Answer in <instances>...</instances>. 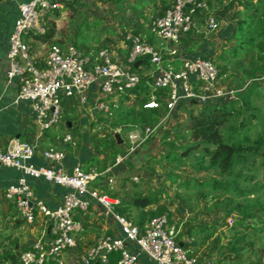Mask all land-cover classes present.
I'll list each match as a JSON object with an SVG mask.
<instances>
[{
  "label": "built area",
  "instance_id": "2783aa9c",
  "mask_svg": "<svg viewBox=\"0 0 264 264\" xmlns=\"http://www.w3.org/2000/svg\"><path fill=\"white\" fill-rule=\"evenodd\" d=\"M79 0H29L19 6V16L14 23L6 53V78L18 85L16 102H28L32 107L37 124L43 131L58 126L65 113L64 103L77 99L81 105L87 104L86 92L100 83V92L95 101L94 112L109 113L108 97L126 94L140 83V76L131 71L130 66L146 58L153 70V87L166 90L168 99L166 116L156 125L131 128L126 134L127 152L117 157L116 164L123 163L132 153L158 133L174 111L183 103L206 104L214 100H234L235 92L227 91L220 85L221 77L217 66L210 60L187 58L182 60L181 68L176 70L173 62L177 51L168 49L167 53L143 41L132 31L125 33L128 43V67L120 66L109 49H100L94 57L83 55L75 46L65 48L54 45L47 54L43 68L37 66L31 56L30 46L24 38L30 34H42L44 23L55 10ZM199 9L207 10L205 3L195 0H174L165 14L156 18L150 31L165 42H178L194 26L193 15ZM219 21L214 16L207 19V30L217 31ZM165 54L171 56L170 60ZM158 102H147L144 108L156 109ZM70 135L64 138L68 143ZM36 157V148L30 143L12 141L7 148L0 142V165L15 169L22 177L15 185L5 191V199L12 202L19 217L33 224L36 215L44 216L51 225L54 237L49 243L35 242L19 255L14 264H45L48 259L65 264L63 256L77 246V236L84 233V225L75 219L79 213H86L91 202H98L110 213L120 227L122 237L104 235L87 250L85 264H106L110 256L118 255L117 264H139L140 255H145L154 264H214L213 260L191 256L189 251L176 240V232L169 225L166 215L153 218L141 228L126 217L113 210L117 202L98 190L94 185L113 180L107 177L111 171L100 172L95 168L84 169L75 166L66 172L62 166L65 153L49 149L42 157L50 163L48 167H36L31 162ZM28 178L42 179L48 183L69 189L63 203L54 210L48 209L43 201L36 200Z\"/></svg>",
  "mask_w": 264,
  "mask_h": 264
},
{
  "label": "trees",
  "instance_id": "16d2710c",
  "mask_svg": "<svg viewBox=\"0 0 264 264\" xmlns=\"http://www.w3.org/2000/svg\"><path fill=\"white\" fill-rule=\"evenodd\" d=\"M1 1L3 0H0V2ZM121 1L122 0H114V4ZM145 1L146 0H133V3H130L128 6L135 7ZM147 1L149 4L150 2H156V0ZM195 1L199 3H204L206 1L207 3H205L209 5L210 9L217 7L214 13L217 16L216 18H224L233 11V19H237V26L234 34L230 40H227V46L221 49V53L216 57L212 55L201 56V58L210 60L217 66L220 77L231 69L230 63L232 61H236V59L238 60L240 58L242 50L248 49L247 52H252L253 48L257 47L259 52H262V50L264 51V43L262 42L264 38V0H260L257 3L262 4L260 10L255 8L256 6H251L252 4L248 0L244 2L242 0H232L227 5L223 4L224 0ZM173 2L174 0H161L158 17L163 16L165 12L171 8ZM66 5L73 7L70 3H66ZM243 5L245 6L243 7ZM237 7L238 9H236ZM209 12L210 11L205 9L197 10L193 15V22L194 18L196 20L197 17L206 19L207 15L209 18V16H211ZM44 27V33L30 34L25 37V42L29 44V46L31 45L30 51L34 48V42L37 41L50 43L49 50L56 44L51 43L55 27L50 23L48 18L45 20ZM242 32L244 36L243 38H239ZM194 33L195 31L192 28L191 31L183 37L190 36ZM70 45L78 48L76 43ZM145 59L146 58H144L143 61H145ZM36 63L38 67H44V63L42 64L38 61H36ZM130 68L131 71L139 75L140 65L136 66L132 64ZM245 71H247V69ZM257 72L261 74L258 76ZM263 75V68L261 70L255 69V67L250 68L244 73V80L238 83L239 85L236 87V97L234 100L229 101L220 99L210 101L206 104L183 103L179 105L174 113L178 110L184 112L186 116L185 121L182 124L169 127L164 131L162 130L163 127L160 128L163 132L160 142L165 147L166 153L159 162L165 159L170 162V167L176 168L177 166L183 169L184 160L186 161L192 157L194 163L191 162V165L195 168L196 173L208 170L214 172L215 176L213 177L212 175V177L207 179H198L196 177H194V179L189 178L183 183L187 190H189L191 183L194 182L196 186L194 188L209 186L211 189L209 194L211 192L224 191L234 194V196L239 199H247L250 195H260L264 192V184L262 185L256 182L259 176L257 166L264 169V113L260 105V103L264 101V87L258 82ZM152 81H149V79L141 75L140 83L135 88L127 91L126 94L120 95L121 97L123 96L124 100L121 102V106H118L119 108L110 104L109 113H106V120L108 121V118L113 119L118 116L116 119L117 122H112L111 130L120 126L118 120L121 122L124 117V121L129 118L135 121L131 128L134 126L143 128L156 125L166 116L167 107L165 101L168 99L169 94L166 90L154 89ZM249 81L250 84L248 85L247 82ZM243 87L246 88L240 91V88ZM152 99L158 102L159 107L156 109L144 108V105ZM126 104H129V108H123V111H121V108ZM114 110H116V114H114ZM99 114L102 115L104 113H98V115ZM173 114L171 115L172 118ZM106 120L104 121L107 122ZM104 121L103 117L99 116L97 124L101 125ZM131 128H129V130ZM111 130L108 135L96 145L104 154V157L97 162L98 167L96 169L100 172H105L109 168H115L123 164H130L131 168L135 169L136 163L133 159L142 157L141 152L150 148L157 140V133H155L149 137L138 150L124 160L123 164L117 165L116 160L118 155L125 154L128 147L127 149H120L125 143L123 141L122 145L118 144V140L112 134ZM149 157L152 158L151 156ZM149 157L146 158L142 168L150 169L151 172L154 173L155 169L151 165L153 160L150 161L151 159ZM93 158L94 157H92L91 160H93ZM84 168L88 169L87 167ZM163 174L168 180L172 181V183H175L177 179H179L174 169L170 171L164 169ZM112 176L113 175L110 174V178ZM130 178L131 176L124 177L118 185V191L115 193L108 187L96 186H99L102 192L109 194L110 197L117 198L118 203L113 207L114 212L120 216L126 217L128 220L138 225L141 230H144L153 218L162 215L168 217L169 225H171V211L168 207L159 204L160 195L163 193L164 187L152 189L148 181L150 179H141V183H134ZM162 186H164V183ZM126 187H130L133 190V196L130 195V197H128L125 194L124 191ZM145 192L146 194L144 195ZM121 193L123 194L120 195ZM209 194L206 195L208 196ZM122 198L124 200L121 201ZM223 202L224 204L221 207V211L218 213H222V215L215 220L212 226L203 223V225L197 228L189 226L187 229V227H185L182 233L176 235V240L179 242L182 236L185 237L187 241L188 238L192 239L189 243L186 242V240L183 241L185 249L186 247H194L196 249L189 252L191 256H200L201 259L213 260L214 264H236L242 262L245 253H254L256 236L253 237L248 233V231L252 229L256 231L260 237H263L262 240H260L259 246L260 250L264 252V197L260 200L255 199L253 202L251 200L248 201L246 203L247 206L244 208H242L241 203H239V206L234 205V199L230 197H227ZM154 205V209L148 210V207ZM219 205V203L214 204L211 208L213 209L215 206L218 207ZM260 215H262L261 218ZM232 217H235L236 225L231 228V232L233 233L231 240L224 247V249L228 251V255L222 253L223 247L220 246L219 237L214 239V244L210 247H205V244L209 242V238H211L210 233L206 234V232L211 227L218 229V227L227 226V220ZM257 218L262 222V225L243 224V222L253 221ZM237 226L241 227V229H245V231H236L235 228H237ZM195 234H203V239L198 241L196 237H194ZM230 256L235 257V260L232 261ZM213 257H217L216 261ZM18 259L19 255L7 251L0 255V264H14ZM118 260V255L113 254L106 264H117ZM45 264L57 263L55 261H49ZM253 264L263 263H261V261H256Z\"/></svg>",
  "mask_w": 264,
  "mask_h": 264
},
{
  "label": "crops",
  "instance_id": "0c3cea01",
  "mask_svg": "<svg viewBox=\"0 0 264 264\" xmlns=\"http://www.w3.org/2000/svg\"><path fill=\"white\" fill-rule=\"evenodd\" d=\"M27 1L29 0H3L0 2L1 145L2 147L7 148L11 145L12 141H20L34 145L36 148V157L31 163L36 167L51 166L50 163L42 157V153L49 149H58L65 153V159L62 166L66 172L70 173L77 165H80L83 168L87 167L88 169H96L98 167L97 162L104 157L100 148L96 147L99 142L97 143L95 134L93 135L91 133L93 129L100 127L95 124L97 122V113L94 112L95 101L100 92V83L92 85L86 92V105H81L77 99L73 100L69 106L70 112L67 119L64 122H61L57 128H52L53 130L51 129V131H43L36 122L30 103L16 102L18 85L15 82H9L6 78V53L8 49L9 37L13 30L14 23L19 16V6ZM231 1L232 0H224L223 4L227 5ZM126 2L127 0H122L121 2L114 4V0H79L73 5V7L68 5L62 6L61 8L53 11L48 17L50 23H52L55 27L51 43H56L55 45L62 48H65L67 45L72 43H76L78 47L77 49L83 55L89 57H94L100 49L107 48L111 51L114 61H116L120 66L127 68L128 65L126 63V58L129 47L125 41L124 35L127 31H132L143 41L151 43L154 47L164 51L165 53H167L168 49L177 51V57L174 58L173 65L176 70H179L183 59L197 58L203 55H212L213 57L219 55L221 53V50L219 49L224 48V46H221V42L223 41L226 43L227 40H230L237 26V19H233V11H231L230 14L224 18H216L217 16L214 15V13L216 12L215 9H217V7L210 9L209 5L206 4L207 2L205 1L206 3H204L207 6V11H210L209 13L211 16H214L222 25V28L216 31L214 39L209 41L208 37L198 35V32L200 31L196 20L202 18L197 17L196 20L194 18V34L182 37L176 43H168L157 38L150 31L152 22L155 18H158L160 7H158L159 9H156L157 11L149 17V12H146V9L135 11V9H133L134 7H131L132 9L126 11L124 7ZM236 9H238V7ZM68 12H72L70 15V23H73L72 25L75 26L73 33L64 32V30H61L58 25V21L64 17V15H67ZM232 20L235 21V26L233 25ZM86 23L90 26L88 30H92L94 27L98 26L99 28L97 29L103 31L98 34L100 43L98 42L97 45L100 46L99 50L95 48V42L89 43L80 37V31ZM109 31H113L117 37H107L110 33ZM243 36L244 34L242 32L240 33L239 38H243ZM34 43L35 45L38 44L37 50L35 48L31 50L34 59L39 63H44L43 65L45 66L50 43L42 41ZM165 58L170 60L171 56L165 54ZM139 65V75H142V77L152 81L154 74L149 61L146 59L145 61L140 59L138 61V66ZM108 106L110 108L109 104ZM125 108L128 109L129 106H125ZM181 113L185 115L184 112ZM170 118H172V116ZM182 122H180V124ZM166 123L163 125L164 128H166ZM164 128H162V130ZM159 132L156 134L157 140L154 144L158 142L160 143L162 135L159 137ZM114 133H117V131L112 132L113 135ZM67 135H70L72 140L65 143L64 138ZM125 144H127V141ZM125 144L122 145L120 149H124ZM143 153L144 152H141L142 157L137 159L141 162L135 164V169H132L130 164L123 163L121 166L110 168L111 171L107 174V177L110 178V174L113 175L110 179L113 180L112 186L115 185V187L114 189L109 188L113 190V193L118 191V185L124 177L131 176V180H137L138 178L149 179L154 176V173L151 172L150 169L142 168L147 158V155ZM120 155L122 154H119L118 156ZM92 157H94L93 160H91ZM21 177V172L0 165V255L7 251L20 255L35 242L42 241L44 243H49L54 237L51 225L44 216L36 215L34 223L29 224L19 217L15 205L5 199L4 194L6 189L11 185L17 184ZM28 181L33 189L35 199L43 201L47 208L51 210L59 207L69 192V189L65 187L48 183L42 179L28 178ZM95 186L96 185L93 186L92 190H98L101 186L107 188L111 185H107V183L103 181L100 187ZM160 187L156 186V188ZM100 191L102 190L100 189ZM124 192L128 197H130V195L133 196L134 194L130 187H126ZM122 194L123 193L120 195ZM145 194L146 192L144 195ZM106 195L109 196V194ZM110 198L118 203L117 198ZM122 200L124 199L122 198L121 201ZM91 203V208L88 212L79 213L75 217L76 220L80 221L84 225L85 231L83 234L77 236V246L73 250L64 254L63 259L65 264H85L84 257L87 250L104 235L122 237L120 227L114 217L98 202L92 201ZM159 204L168 207L171 211L170 221L172 224L170 227L175 230L176 235L182 233L183 225L182 223L180 224V221L185 220V216H181L180 212L183 214L185 209H183L180 205L177 211L172 210L170 205L162 201V197L160 198ZM154 208L155 205L148 207V210H152ZM184 240H186V238L182 236L179 241V244L182 247H184ZM191 241L192 239L189 238L188 241L186 240L188 243ZM207 243L206 247L209 246V242ZM186 249L189 252L196 250L194 247H186ZM139 264L154 263H152L145 255L141 254Z\"/></svg>",
  "mask_w": 264,
  "mask_h": 264
},
{
  "label": "rangeland",
  "instance_id": "374dc122",
  "mask_svg": "<svg viewBox=\"0 0 264 264\" xmlns=\"http://www.w3.org/2000/svg\"><path fill=\"white\" fill-rule=\"evenodd\" d=\"M243 2L246 0H242ZM251 2V6L257 8V9H261V5L262 4H257L260 0H248ZM130 3H133V0H127L126 4L124 5L126 11L129 9H132L130 6ZM75 3H72V5H74ZM161 6V0H156V2H149L146 0L144 3L136 5L133 9H135V11H141V9H146V12H149V17L152 16V14H154ZM245 5H243L244 7ZM264 6V5H263ZM157 9V10H156ZM72 12H68L67 15H64V17H62L59 21H58V25L61 28V30L63 29L64 32H74V28L75 26L72 25L73 23H70V15ZM248 13V12H247ZM215 15V14H214ZM206 18L208 19L207 15ZM205 19V20H207ZM204 19H199L196 20V22L198 23V28L199 31L198 35H203V37H208L209 41H212L214 39V35H216V31L213 32H209L207 30V21H205ZM235 21L232 20L233 25L235 26ZM224 24V23H222ZM220 28H218V30H220L222 28V25L220 23ZM89 24H85L83 26V28L80 31V37L85 41H88L89 43H96V49H100V46L97 45V43L99 42V35L100 33H102L103 31L97 29L99 28L98 26L94 27V29L92 30H88L89 29ZM91 29V28H90ZM217 30V31H218ZM110 33L108 34L107 37H114L116 38L117 36L113 33V31H109ZM118 32V31H116ZM213 37V38H212ZM212 38V39H211ZM205 41H207L206 39H204ZM25 41V38H24ZM120 41V40H118ZM262 42L264 43V38L262 39ZM100 43V42H99ZM221 46L225 47L227 46V44L225 42H221ZM34 48L37 50L38 48V44L35 45V43L33 44ZM98 46V47H97ZM97 50V51H98ZM221 50V48L219 49ZM248 49L242 50L241 54H240V58L236 61H232L230 63V68L227 73L223 76H221V80H220V85L221 87H223L225 90L227 91H236V87L237 85H239L238 83H240L243 79L244 73L247 72L250 68L255 67V69H262L264 70V51L262 50V52H259V49L257 47L253 48V51L250 52L248 51ZM49 52V51H48ZM129 48H128V55L127 58L129 56ZM250 56H249V55ZM32 57L34 58L33 54H31ZM250 57V58H249ZM127 58H126V63H127ZM241 63H240V61ZM244 66V67H243ZM243 67V68H242ZM247 69V71H245ZM258 76L261 74L260 72H257ZM263 79V80H261ZM263 87H264V75L262 76V78L260 77V80L258 81ZM247 84H250V81L247 82ZM246 88V87H245ZM240 88V91H243L245 89ZM236 97V95H235ZM124 100L123 96L121 97L120 95H114L108 98V100L106 101L109 105L112 104L115 107L121 106V102ZM261 107H262V111L264 113V101L260 103ZM69 106H70V101H66L64 103V108H65V113L63 115L62 121L64 122L69 114ZM129 106V104L124 105L121 108V111H123V108H125ZM119 108V107H118ZM126 109V108H125ZM77 111V110H76ZM114 114H116V110L113 111ZM96 113V112H95ZM119 115V114H118ZM99 116L103 117V121L106 120V114H99L97 113L96 115V125L100 126L99 128L96 127L95 129L92 130V134L96 136L97 139V143L101 142L102 139H104V137H106L108 135V133L111 130V124L112 122L116 121V118H108L109 120L107 122H103L101 125L97 124L98 120H99ZM108 117V116H107ZM185 115H183V113H181V111H178L177 113L173 114V118H170V120H168V122L166 123V128L170 127V126H174V125H179L180 122H184L185 121ZM125 117L122 119V121L120 122L118 120V123L120 124V126L116 127L115 129L111 130L112 132L117 131V133H120V137L121 139L124 141V143H126V134L129 131V128H131V126L135 123L134 120L126 119V121H124ZM117 122V121H116ZM182 122V123H183ZM181 123V124H182ZM61 124V123H60ZM59 124V125H60ZM131 124V125H130ZM58 125V126H59ZM95 127V126H94ZM93 127V128H94ZM57 128L54 127V129ZM164 128V127H163ZM164 128L163 131L166 129ZM53 130V129H52ZM51 131V130H50ZM96 131V132H95ZM161 132H159V137L163 134L162 130H160ZM158 134V133H157ZM129 146L128 144H125V149H127V147ZM143 154H146L147 157L151 156L152 158H150L152 161L151 165L153 166V168L155 169L154 172V176H152L151 178H149L150 180H148L150 182V187L156 188L157 187H164V191L163 193L160 195L162 197V201L164 203H167L168 205H170L172 207V210H178V207H183V209H185L184 213L182 214V212H180L181 216H185L183 221H180V224L182 223L183 225V230L184 228L187 226V229L189 227V225H191V227H199L200 225H203L202 223H206L209 224V226H212V224L215 223V220L218 219V217H221V214H218L221 211V207L224 204V200L227 197H230L232 199H234L235 204L234 205H238L239 203L242 204V208L247 206V202L248 201H254L255 199H262L264 197V192H262L260 195H250L247 199L246 198H236L234 196V194L231 193H227L224 191H216V192H211L209 194V191L211 190L209 188V186H205V187H199V188H194L196 187L194 185V182L191 183L189 190L186 189V187L183 185V183H185L189 178H193L196 177L198 179H207L209 177H213L214 172L211 170L208 171H202V172H198L196 173L195 168L193 167V165H191V162H193V158L190 157L188 160H184V167L183 169H180L176 166V168H172L169 166V163L167 160H163L160 161L159 160L161 158H163V155H165L166 150L165 147L161 144V142L156 143L154 145H152L150 148L145 149ZM138 159V158H137ZM137 159H133V161L135 163H140L141 161L137 160ZM194 163V162H193ZM257 170L259 171V176L256 179V182H258V184H264V169L260 166H257ZM164 169H167V171H170L171 169L175 170V173L178 174L177 177H179V179H177V181L175 183H172V181L168 180L165 176H164ZM137 176V175H136ZM138 178V177H137ZM165 179V180H164ZM134 183H141V179L138 178L137 180H133ZM164 183V186H162ZM108 185V184H107ZM183 185V186H181ZM209 185V184H207ZM96 187V186H95ZM94 187V188H95ZM98 187V186H97ZM115 185L112 186H108V188H113L114 189ZM252 187V186H250ZM97 189V188H96ZM111 191H113L111 189ZM206 194H209L208 196ZM219 203L220 205L218 207H214L213 209L211 208L212 205ZM212 209V210H211ZM262 217V215H260V218ZM235 217H232L230 219L227 220V226H223V227H218V229H214V228H210L206 234L210 233L211 238H209V247L214 244V239L215 238H220V246L223 247L222 253L223 254H227L228 255V251H226L224 249V247L230 242L231 240V236H232V232H231V228L234 227L236 225L235 223ZM243 224H257V225H262V222L259 221V218L253 220V221H247V222H243ZM215 230V232H214ZM235 230H244L245 229H241V227L235 228ZM214 232V234H213ZM248 233L250 235H252L253 237H255V241H256V246L254 247V253L252 252H248L245 253L243 255V260L241 263H236V264H253L256 261H261V263L264 264V252L262 250H260V240H262V236L260 237V235H258L256 233V231H253L252 229H250V231H248ZM257 234V235H256ZM194 237H196V239L198 241H201L203 239V234L199 235V234H195ZM208 243L205 244V247ZM220 247V248H221ZM222 254V255H223ZM232 261L235 260V257H232ZM214 260L216 261L217 257H213ZM52 261L51 259H48L47 262ZM46 262V263H47ZM58 264V263H57Z\"/></svg>",
  "mask_w": 264,
  "mask_h": 264
},
{
  "label": "water",
  "instance_id": "95a60500",
  "mask_svg": "<svg viewBox=\"0 0 264 264\" xmlns=\"http://www.w3.org/2000/svg\"><path fill=\"white\" fill-rule=\"evenodd\" d=\"M135 65L137 66L138 63H136ZM193 103L195 104L196 102H193ZM114 135H115L116 139L118 140V144H122L123 140L121 139L119 133H114Z\"/></svg>",
  "mask_w": 264,
  "mask_h": 264
}]
</instances>
